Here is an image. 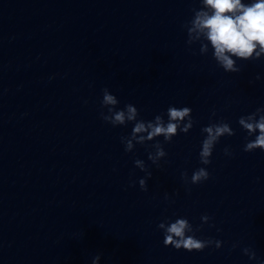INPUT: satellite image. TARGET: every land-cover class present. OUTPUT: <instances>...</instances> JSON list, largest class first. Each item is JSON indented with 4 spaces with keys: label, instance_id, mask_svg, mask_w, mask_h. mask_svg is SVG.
Masks as SVG:
<instances>
[{
    "label": "water",
    "instance_id": "obj_1",
    "mask_svg": "<svg viewBox=\"0 0 264 264\" xmlns=\"http://www.w3.org/2000/svg\"><path fill=\"white\" fill-rule=\"evenodd\" d=\"M200 7L199 0H0V264H92L97 255L98 264L264 262V151H243L247 133L237 123L264 107V54L225 72L206 38L186 43L183 25ZM104 88L118 109L133 104L145 121L161 113L166 121L169 106L189 107L193 126L170 143L156 138L166 152L157 167L148 160L156 140L126 153L120 137L133 123L113 127L100 118ZM219 120L235 134L222 136L202 165L201 129ZM136 159L151 172L147 191ZM200 167L207 181L181 180ZM205 214L211 219L202 223ZM178 217L221 247L164 246L157 225Z\"/></svg>",
    "mask_w": 264,
    "mask_h": 264
},
{
    "label": "clouds",
    "instance_id": "obj_2",
    "mask_svg": "<svg viewBox=\"0 0 264 264\" xmlns=\"http://www.w3.org/2000/svg\"><path fill=\"white\" fill-rule=\"evenodd\" d=\"M199 3L200 9L194 10L191 20L183 25L187 31V44L191 45L193 41L201 37L206 38L214 49L213 59L228 73L240 71L236 60H257L261 54H264V0H255L254 3H242L241 0H199ZM206 51L207 44H201L200 53ZM118 104L119 101L115 95L111 94L107 88L102 89L100 118L113 127L133 123L130 134L120 137L126 153L132 152L137 144L148 145L149 141H154L161 136L164 143H170L174 136L188 133L194 123L191 116L192 110L186 106L179 108L169 106L166 110V121L165 113L145 121L139 118V112L133 104H126L123 109H118ZM237 123L247 133L243 151L252 152L256 149L264 151V107L257 108L246 116H240ZM201 132L204 134V139L198 156L200 163L206 166L211 163L210 157L220 138L232 136L235 133L229 123L224 120L210 122L201 129ZM253 136L254 139H248ZM148 146L155 148V153L152 151L148 153V160L159 167V161L166 156L163 144L156 140ZM224 153L231 155L227 147ZM134 166L145 172V178H141L138 183L142 191H147L146 180L151 177V172L148 171L143 160H134ZM180 177L186 185H196L207 181L210 173L205 167H200L193 171L190 179L186 171L181 172ZM165 199H168L167 194ZM200 219L202 223H207L211 218L205 214ZM157 227L163 232V244L166 247L172 246L174 249H183L188 252H201L212 245L217 249L221 247L219 240L197 238L195 232L200 230L199 227L194 229L189 220L184 217H178L174 222L164 218ZM243 252L249 259L256 258L255 252L250 248H244ZM99 259V255L95 256L92 264H98Z\"/></svg>",
    "mask_w": 264,
    "mask_h": 264
}]
</instances>
